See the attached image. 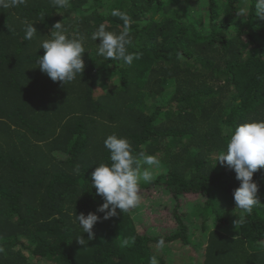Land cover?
Here are the masks:
<instances>
[{
	"label": "trees",
	"instance_id": "1",
	"mask_svg": "<svg viewBox=\"0 0 264 264\" xmlns=\"http://www.w3.org/2000/svg\"><path fill=\"white\" fill-rule=\"evenodd\" d=\"M256 3L70 0L59 9L26 0L0 8V264H264V168L253 174L261 204L247 215L234 201L235 171L216 163L237 125L264 120ZM113 10L127 18V50L138 57L130 65L104 60L100 38L91 39L100 24L125 30ZM26 22L38 32L32 40ZM57 22L69 38H84V71L66 84L36 64ZM113 133L133 155L159 160L158 170L143 166L153 179L140 182V193L175 199L165 213L171 226L141 231L134 209L108 219L98 211L104 199L91 174L111 162L104 140ZM182 198L188 207L179 210ZM75 211L100 217L92 239L73 223Z\"/></svg>",
	"mask_w": 264,
	"mask_h": 264
},
{
	"label": "clouds",
	"instance_id": "2",
	"mask_svg": "<svg viewBox=\"0 0 264 264\" xmlns=\"http://www.w3.org/2000/svg\"><path fill=\"white\" fill-rule=\"evenodd\" d=\"M26 0H0V8H9L23 5ZM53 7L64 9L70 6V0H51ZM256 15L264 17V0H257L255 5ZM113 16H120L125 20V30L119 33L106 30L104 24L92 32L91 39L100 38L97 54L104 60H121L132 64L134 57L128 53L127 47L131 43L127 31V18L118 10H113ZM239 14L246 15V8ZM25 40H32L37 35V30L32 23H27L24 29ZM84 38H69L60 22L54 24L49 38L40 43L38 49L43 48L44 54L38 56L36 64L54 82L62 81L64 84L74 81L84 71L82 54L85 52ZM104 146L110 153V163L97 165L92 172L91 189L95 188L96 194L104 199L98 207L99 212H104V219L117 215V209L126 213L137 208L141 203L140 182H151L153 171L143 167H159V160L154 155L144 152L138 156L133 155L132 147L126 137L113 133L106 137ZM226 164L236 173L240 186L234 190L236 208L241 214L250 215L253 207L261 204L257 193L258 184L253 180V174L264 168V120L248 121L241 123L231 131L227 141L226 151L220 153L216 163ZM215 163V165H216ZM78 171V168L76 169ZM111 206V207H110ZM242 218V216H239ZM100 219L95 212L77 214L75 211L73 223L78 224L82 233H88V239L94 236L93 226ZM81 245L85 239L81 235L77 238ZM163 245V240L159 241ZM149 264H157L155 257L150 258Z\"/></svg>",
	"mask_w": 264,
	"mask_h": 264
},
{
	"label": "rangeland",
	"instance_id": "3",
	"mask_svg": "<svg viewBox=\"0 0 264 264\" xmlns=\"http://www.w3.org/2000/svg\"><path fill=\"white\" fill-rule=\"evenodd\" d=\"M161 167L163 168L164 166L161 165ZM156 169L158 170V168ZM140 196L141 203L134 211L137 224L141 231L148 230L149 232H156L172 225L171 219L167 221L165 217L167 209L171 212V210H174L173 207H177V202L171 195L164 193L162 190L151 189L140 193ZM180 201V205L183 208H179V210L186 209L188 207V200L182 198ZM235 226L236 224L232 225V227Z\"/></svg>",
	"mask_w": 264,
	"mask_h": 264
}]
</instances>
